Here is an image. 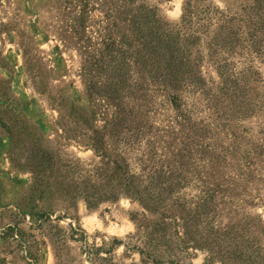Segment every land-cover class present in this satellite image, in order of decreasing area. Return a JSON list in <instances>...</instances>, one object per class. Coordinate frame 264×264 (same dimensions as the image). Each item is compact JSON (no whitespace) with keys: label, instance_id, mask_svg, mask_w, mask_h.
Segmentation results:
<instances>
[{"label":"rangeland","instance_id":"1","mask_svg":"<svg viewBox=\"0 0 264 264\" xmlns=\"http://www.w3.org/2000/svg\"><path fill=\"white\" fill-rule=\"evenodd\" d=\"M187 1L134 0L171 25ZM121 3L0 0V264H243L236 247L227 251L229 242L215 234L249 220L263 230L264 246V0L204 1L236 18L233 51L225 49V23L216 13L214 32L199 44L201 90L183 91L177 100L155 94L141 108L127 101L145 128L127 155L109 135L111 120L122 115L119 103L90 93L82 75L107 14L116 18ZM244 15L249 28L238 21ZM247 33L257 35L256 51ZM223 82L232 116L217 108L226 104ZM116 122L122 136L128 125ZM101 152L124 157L144 180L169 181L166 203L182 215L198 212L199 224L213 227L196 238L204 246L177 241L182 229L169 219L156 226L161 215L125 195L89 204L76 194L77 186L103 181ZM205 195L217 208H198ZM211 241L220 255L206 246Z\"/></svg>","mask_w":264,"mask_h":264},{"label":"trees","instance_id":"2","mask_svg":"<svg viewBox=\"0 0 264 264\" xmlns=\"http://www.w3.org/2000/svg\"><path fill=\"white\" fill-rule=\"evenodd\" d=\"M204 1H187L181 20L176 25L162 21L157 14L144 5H135L134 0H122L116 18L107 14V19L110 20L108 27L98 33L99 37L95 42L98 46L86 57L82 75L88 83L90 93L111 102V105L114 102L119 103L118 109L122 115H117L111 120L110 124L113 128L109 135L111 133L115 142L122 144L124 155L140 144L141 137L145 133L144 126L139 125L138 117L133 114L135 111L131 109L128 100L137 101L138 108H141L142 103L155 94H165L172 100H177L179 99L178 94L183 91L191 93L201 90L203 77L200 71L199 44L204 34L210 30L214 32L212 27L216 13H220V20L225 23L220 27L221 31L226 32L225 49L233 51L232 39L235 37V31L232 24L236 18H229L212 5H206ZM238 21L247 28L251 23L248 15H244ZM217 36V31H215L208 44L209 51H213L217 46ZM248 36H250V48L256 51L257 35L247 33ZM228 73L229 71H225V74L228 75ZM227 92L229 89L226 82H223L221 95L226 96V104L217 108L230 112L232 116L231 96ZM117 120L121 121L124 126L128 125L122 136L114 128ZM225 120L229 121V116H225ZM131 124H135V127H131ZM93 140L96 144H101L98 140ZM98 148L95 147V150L98 151ZM101 158L105 166L103 181L100 184L88 185V187L77 186L74 188L76 194L81 195L82 193L81 196L89 204L102 200H115L125 195L139 201L151 213L160 214L162 220L156 222V226L166 224V220L169 219V225L182 229L183 238L179 235L180 231L179 234L176 232L177 241L186 244L188 242L198 247L204 246L198 243L200 239L196 238L213 233V227L208 225L209 222H207L208 228L202 227L199 224L201 220L198 219L201 214L198 212L182 215L178 205L166 203L165 193L169 190V181L158 184V181L154 180V175H149L148 181L144 180L142 174L131 170L125 158L119 155L118 158L117 156L113 158L101 152ZM100 175L98 174V177ZM202 200L203 204L198 205V208L213 205L212 195H205ZM213 206L217 208V205ZM206 212L208 213L209 210ZM185 214L188 215L187 218L184 217ZM242 225L227 229L225 234L216 232L215 236L218 237L216 239L221 244L225 242V239L229 242L224 246L227 251L236 247L235 252L240 255L237 258L243 264H264V246L259 243L263 230L259 229V224H254L249 220L243 221ZM193 227L203 232L197 229L193 231ZM196 240H198L197 243ZM203 240L209 241L208 239ZM206 246L213 254L220 255L222 252V249L217 247L219 245L213 241L211 245ZM226 258L230 259V257H223L221 260L224 262Z\"/></svg>","mask_w":264,"mask_h":264}]
</instances>
